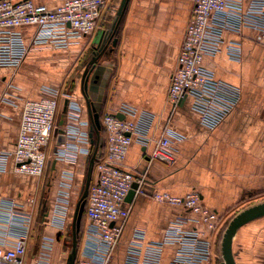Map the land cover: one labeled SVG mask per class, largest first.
<instances>
[{
  "label": "crops",
  "instance_id": "crops-1",
  "mask_svg": "<svg viewBox=\"0 0 264 264\" xmlns=\"http://www.w3.org/2000/svg\"><path fill=\"white\" fill-rule=\"evenodd\" d=\"M32 1L36 5L56 8L65 0ZM113 1L106 0L93 33L77 38L65 48L40 46L30 51L17 68L0 67V153L14 149L24 103L42 98L46 87L64 93L58 122L66 99L78 104L83 118L91 122L81 88L82 76L91 60V51L114 24L121 0L115 18H110ZM192 6L191 0H130L114 34L117 45L113 46L112 41L108 44L90 76L88 96L101 118L107 113L118 112L123 106L137 112L128 119L138 120L142 114L150 118L149 142L146 145L132 142L122 163L126 170L144 176L145 182L142 191L124 203L130 213L118 222L123 231L111 264H125L128 247L138 234L144 236L146 243L160 241L171 224L187 213L180 206L157 201L155 193L178 197L197 193L203 206L221 218L228 204L240 200L243 189L249 187L251 176L256 180L254 185L264 186V39L256 41L252 30H247L242 37L228 34L221 52L205 60L206 67L218 79L239 86L242 91L238 108L216 129L202 126L191 108L190 99L176 105L168 101L171 75L177 66ZM36 29V26L24 25L16 31L28 46ZM235 41L241 43L239 60L227 53V45ZM64 118L65 125L85 132L91 129ZM167 133L175 140L172 164L153 158L158 139ZM101 142L103 153L104 133ZM81 148L89 146L81 144ZM84 162L88 164V155L83 152L76 165L58 162L53 174L72 170L76 176ZM51 176V162L41 177L16 173L12 161L5 171H0V217L9 213L10 202H14L16 211L31 214L33 218L25 256L27 264H60L61 249L56 246L57 232L49 226L52 222L47 218L43 228L37 229L45 196L49 203L52 200L47 193ZM195 226L205 230L201 223L188 222L186 225L188 228ZM219 234L217 227L214 231H206L205 235L215 246ZM236 245L240 247L238 253ZM43 246H48L46 259L41 257ZM177 250V245H166L162 264H170ZM233 250L239 255H235L237 264H264V217L239 229ZM203 264H215V261Z\"/></svg>",
  "mask_w": 264,
  "mask_h": 264
},
{
  "label": "built area",
  "instance_id": "built-area-1",
  "mask_svg": "<svg viewBox=\"0 0 264 264\" xmlns=\"http://www.w3.org/2000/svg\"><path fill=\"white\" fill-rule=\"evenodd\" d=\"M191 1L193 6L177 66L171 75L168 98L174 105L190 99L191 108L202 126L214 130L238 108L242 91L239 86L218 79L206 67L205 60L221 52L228 34L242 37L247 30H252L256 41L264 39V0ZM105 3L106 0H65L56 8H48L32 0H0V67L17 68L30 51L40 46L65 48L77 38L93 33ZM24 25L37 28L28 46L16 31ZM227 53L233 59H241V43L235 41L227 45ZM43 92L39 100L24 103L17 141L12 151L0 153V171H5L12 161L16 173L41 177L53 160L76 165L79 154L84 152L89 158L93 153L91 129L85 132L64 125L61 128L65 142L56 145L64 93L50 87ZM118 113L124 118H119ZM136 114L134 108L123 106L118 112L107 113L101 118L100 136L105 135V150L101 153L99 148L94 165L75 264L112 263L123 231L118 222L130 213L124 207L127 195L135 182L139 185L136 194L142 191L144 176L122 167L132 142L144 145L149 142L150 118L146 114L138 120L127 118ZM65 116L83 126H92L83 118L82 108L70 100ZM174 143L170 134L163 135L156 143L153 158L172 164L176 152ZM81 144H88L89 148L82 149ZM74 180L72 170L52 173L50 177L49 192L53 191L54 196L50 203L48 200L47 218L55 225L69 215ZM154 198L180 206L187 213L171 224L160 241L146 243L144 236L138 234L128 247L125 264H162L166 245L178 246L170 264H203L214 259L215 249L205 234L216 230L218 216L203 206L200 196L190 193L178 197L164 192L155 193ZM188 222L201 223L206 231L196 226L188 228ZM32 224V215L16 211L14 202H10L9 213L0 217V264H27L25 256ZM46 247H42V259L47 257Z\"/></svg>",
  "mask_w": 264,
  "mask_h": 264
},
{
  "label": "water",
  "instance_id": "water-1",
  "mask_svg": "<svg viewBox=\"0 0 264 264\" xmlns=\"http://www.w3.org/2000/svg\"><path fill=\"white\" fill-rule=\"evenodd\" d=\"M129 2L130 0H121L120 6L117 10L114 24L112 25L110 30L104 32V34L102 35L101 39L98 42V45L93 49L94 53L91 57V60L87 63V66L82 76L81 88L83 95L85 96L87 101V108L92 123L90 137H91V143L94 145V150L93 153L88 158L87 174L84 182V187L81 193V197L77 202L73 216L72 246H71V251L67 256L66 264H75L76 262L78 247H79L81 224L87 202V196L89 193L90 184L92 181L93 169L95 162L98 158L99 148L102 146L101 136H100L101 128H102L101 115H100V111L94 108L88 96V83L90 80L91 73L97 64L99 57L104 52L108 44L112 41L113 46L117 45L118 39L114 37V34L117 32V29L119 27L122 17L126 12ZM67 106H68V99L64 101V106L62 111L63 114L58 122L59 127L57 129L58 135H57L56 145H60L65 142V135L61 127L65 125L64 117H65V112L67 110ZM117 116L121 119L124 118V115L120 113H118ZM56 164H57L56 160H53L51 162V173H53V171L56 169ZM138 187H139L138 183L135 182L132 185V189L129 191L126 199L129 200L133 196H135L136 189ZM47 215H48V199L45 196V200L43 201L42 214L40 216V222H45V220L47 219ZM262 217H264V201L243 209L233 217L228 227L226 228L221 241V252H222L224 264H237L235 260V254L233 251V243L239 229L243 225Z\"/></svg>",
  "mask_w": 264,
  "mask_h": 264
},
{
  "label": "rangeland",
  "instance_id": "rangeland-1",
  "mask_svg": "<svg viewBox=\"0 0 264 264\" xmlns=\"http://www.w3.org/2000/svg\"><path fill=\"white\" fill-rule=\"evenodd\" d=\"M118 3H119V0L113 1L112 5L110 7L111 11H112V13H111L112 15L110 18H112V16H114V18H115L114 13H115V10L117 8ZM114 18L112 19V21L110 23L113 22ZM110 23L108 24V26L111 25ZM93 53L94 52L92 50L90 56L93 55ZM80 68L81 67L79 66V71H78L79 73H80ZM168 101L171 103L169 98H168ZM81 166H82V168L80 169L78 174L75 176L74 186H73L72 191H71V199H70L71 200L70 201L71 207H70L69 215L64 219H61L57 225H55L54 223L49 224L50 228L55 229L54 231L57 232V234H55V235H57L56 237H58V239H59V241L56 243L57 244L56 246H59L61 249V251L59 253L60 264H66L67 256H68L69 252L71 251L73 216H74V212L76 209L77 202L81 197V193H82V190L84 187V182H85V178H86V174H87L88 164H86V162H84V164H82ZM255 181L256 180L255 179L253 180L252 176H251L249 187L243 189V194H242V196H240V200H237L231 204H228L227 210H225V213L223 214V216L221 218H219V217L217 218L216 222H217V227L220 228V234L218 237V241L216 242V245L213 246V248L216 247V249H215L216 255L214 257L215 264H224V260H223L222 252H221V241L223 238V234H224L226 228L228 227L230 221L233 219V217L237 213L242 211L243 209H245L251 205H254V204H257L259 202L264 201V186L254 185L253 183ZM47 193L49 196H51L50 199H52L54 194L52 195L51 191L47 192ZM42 207H43V204H42ZM39 221H40V217L38 219L37 229L39 228V230H41V228H43L44 222H39ZM217 227H216V229H217ZM239 248L240 247L238 245L235 246V249H236L235 252L236 253H238ZM235 252H234V254L236 256H239Z\"/></svg>",
  "mask_w": 264,
  "mask_h": 264
},
{
  "label": "trees",
  "instance_id": "trees-1",
  "mask_svg": "<svg viewBox=\"0 0 264 264\" xmlns=\"http://www.w3.org/2000/svg\"><path fill=\"white\" fill-rule=\"evenodd\" d=\"M84 214H85V211H84ZM83 223H84V215H83V219H82L81 228H82Z\"/></svg>",
  "mask_w": 264,
  "mask_h": 264
},
{
  "label": "bare ground",
  "instance_id": "bare-ground-1",
  "mask_svg": "<svg viewBox=\"0 0 264 264\" xmlns=\"http://www.w3.org/2000/svg\"><path fill=\"white\" fill-rule=\"evenodd\" d=\"M235 260H236V258H235ZM237 262V261H236Z\"/></svg>",
  "mask_w": 264,
  "mask_h": 264
}]
</instances>
